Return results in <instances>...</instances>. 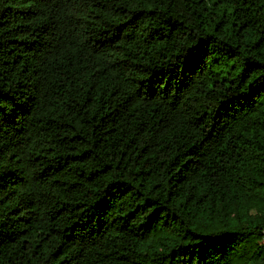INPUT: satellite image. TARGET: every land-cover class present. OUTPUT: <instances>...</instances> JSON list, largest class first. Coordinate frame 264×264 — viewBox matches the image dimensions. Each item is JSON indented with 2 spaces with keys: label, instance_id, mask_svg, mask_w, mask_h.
Segmentation results:
<instances>
[{
  "label": "trees",
  "instance_id": "obj_1",
  "mask_svg": "<svg viewBox=\"0 0 264 264\" xmlns=\"http://www.w3.org/2000/svg\"><path fill=\"white\" fill-rule=\"evenodd\" d=\"M264 0H0V264H264Z\"/></svg>",
  "mask_w": 264,
  "mask_h": 264
},
{
  "label": "built area",
  "instance_id": "obj_2",
  "mask_svg": "<svg viewBox=\"0 0 264 264\" xmlns=\"http://www.w3.org/2000/svg\"><path fill=\"white\" fill-rule=\"evenodd\" d=\"M263 234H264V231H263Z\"/></svg>",
  "mask_w": 264,
  "mask_h": 264
}]
</instances>
